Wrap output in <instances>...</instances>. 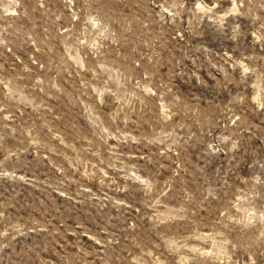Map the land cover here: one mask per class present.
Returning <instances> with one entry per match:
<instances>
[{
	"label": "rangeland",
	"instance_id": "374dc122",
	"mask_svg": "<svg viewBox=\"0 0 264 264\" xmlns=\"http://www.w3.org/2000/svg\"><path fill=\"white\" fill-rule=\"evenodd\" d=\"M0 264H264V0H0Z\"/></svg>",
	"mask_w": 264,
	"mask_h": 264
}]
</instances>
